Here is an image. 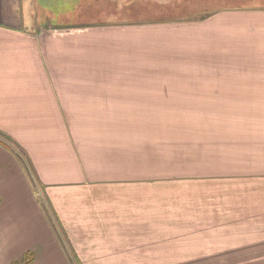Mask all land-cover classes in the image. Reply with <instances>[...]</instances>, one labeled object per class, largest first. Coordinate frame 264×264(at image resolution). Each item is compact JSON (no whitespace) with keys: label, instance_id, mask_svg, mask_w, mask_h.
Wrapping results in <instances>:
<instances>
[{"label":"crops","instance_id":"crops-1","mask_svg":"<svg viewBox=\"0 0 264 264\" xmlns=\"http://www.w3.org/2000/svg\"><path fill=\"white\" fill-rule=\"evenodd\" d=\"M83 1L0 0V131L33 167L32 179L0 142V264L28 251L29 264H264V65L192 63L181 72L236 76L144 80L149 66L117 63L148 46L258 55L264 12L221 10L171 30L36 28L25 16Z\"/></svg>","mask_w":264,"mask_h":264},{"label":"rangeland","instance_id":"rangeland-1","mask_svg":"<svg viewBox=\"0 0 264 264\" xmlns=\"http://www.w3.org/2000/svg\"><path fill=\"white\" fill-rule=\"evenodd\" d=\"M103 0H84L81 9L77 8L75 10L64 9L63 7H53L52 9H47V14L45 9L36 7L34 9H28L25 7V16L30 14L31 17H36L39 19V23L35 24V27H43L47 23V28H59L60 25H69V22H88V21H125L126 24H130L138 30H145L147 26L163 24L167 30H171L176 23H181L191 20H199L202 17H207L214 12L221 10H243V11H253L256 14H261L264 12V0H165L160 3L158 0H117L114 3ZM55 3V2H54ZM62 3H57L60 6ZM115 5V8L113 6ZM108 6V8H107ZM115 16V17H112ZM45 18V19H44ZM47 19V20H46ZM165 32V31H164ZM167 33V32H165ZM159 40L153 42L152 44L158 43ZM150 45V44H149ZM158 45H161L158 43ZM245 46V45H244ZM246 47V46H245ZM165 53H162V50ZM179 49H184L180 46ZM171 47L161 48L148 46L147 53L139 52L138 50L133 51L132 56H126L123 59H117V63H124L131 60L132 66H149V71H145L144 80H171L172 77L178 80H188L187 77L193 76H203L204 79H215L217 76H226L233 78L236 75L231 72L227 73H213L212 74H190L186 72H181L180 69L186 67L187 64H201L222 68L226 66L228 70H231L232 66L237 64H259L264 65V49H260L258 55L241 57L239 60L236 58L229 59L227 62L219 61L220 56H200L194 52L195 56L188 55L186 53H181L176 51L175 55L172 57L171 53L173 50ZM250 52L251 50H245ZM253 52H257L254 50ZM104 60V64H107L108 59L101 57ZM159 70L157 72L151 71L154 67ZM164 65V66H163ZM264 68V66H263ZM155 108L154 106H151ZM221 106L217 107V110ZM156 109V108H155ZM199 111H203L204 108H198ZM202 113V112H201ZM153 123V122H152ZM165 124V122H161ZM149 129V128H148ZM0 131V139L9 148L17 152L22 159L27 163L26 168L29 170L30 176L33 174V167L29 161L27 153L24 152L23 148L15 142V140H8L3 137L4 133ZM17 154V155H18ZM161 157V163H163V176H164V191L168 192L170 190L171 180L166 178L170 176L172 166L171 155L169 152L159 153ZM137 155V154H136ZM28 161V162H27ZM32 169V170H31ZM32 173V174H31ZM32 178V176H31ZM33 179V178H32ZM37 191H40L38 183L35 184ZM49 207V202H47V208ZM50 208V207H49Z\"/></svg>","mask_w":264,"mask_h":264},{"label":"trees","instance_id":"trees-1","mask_svg":"<svg viewBox=\"0 0 264 264\" xmlns=\"http://www.w3.org/2000/svg\"><path fill=\"white\" fill-rule=\"evenodd\" d=\"M3 135H4L3 137H5L6 139L10 140V138H9L7 135H5V134H3ZM0 142L3 143L1 139H0ZM3 144H4V143H3ZM4 145H5V144H4ZM13 151H14V150H13ZM16 153H17V152H16ZM17 154H18V153H17ZM18 156H19L20 160L23 162V164H24L25 167H26L27 165H26L25 160L22 159V157H21L19 154H18ZM51 221L53 222V224H55L54 221H53V219H51ZM33 258H34V256H33V252L28 251V252H26V253L23 255V257L21 258V264H29V263L33 260Z\"/></svg>","mask_w":264,"mask_h":264}]
</instances>
